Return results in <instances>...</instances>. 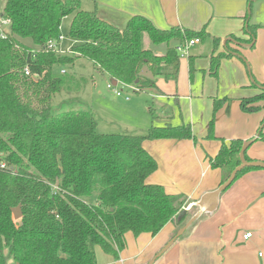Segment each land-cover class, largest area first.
<instances>
[{"label":"trees","instance_id":"16d2710c","mask_svg":"<svg viewBox=\"0 0 264 264\" xmlns=\"http://www.w3.org/2000/svg\"><path fill=\"white\" fill-rule=\"evenodd\" d=\"M0 4V20L10 22L0 25V264H97L95 249L117 258L127 233L155 236L169 223L176 231L181 228L190 219L185 210L188 201L146 182L157 163L143 143L193 140L190 127L152 124L141 135L103 134L91 110L57 113L53 98L78 92L88 82L77 73L66 78L67 73L60 72L74 68L81 59L111 84L132 85L135 93L156 88L157 78L176 82L177 47L192 39L203 41L205 33L159 30L141 16H133L120 29L100 19L95 10H81V0H0ZM70 15L68 38L75 54L44 51L49 41H58L61 22ZM256 28L247 26L249 43ZM143 36L153 48H143ZM230 41L241 43L233 37ZM228 42L220 52V40L213 39L212 76L222 59L238 55ZM159 46L165 47L162 55L154 51ZM144 67L153 79L140 75ZM260 103L264 86L259 95L241 101V110L258 112ZM221 104L215 103L213 112ZM159 112L152 105V123ZM209 126L208 139L213 138L212 122ZM242 146L240 140L222 142L210 159L211 167L221 172L220 185L241 164ZM243 157L251 162L246 153ZM253 169L258 168H244L235 180ZM18 206L22 216L14 221L12 209Z\"/></svg>","mask_w":264,"mask_h":264},{"label":"crops","instance_id":"0c3cea01","mask_svg":"<svg viewBox=\"0 0 264 264\" xmlns=\"http://www.w3.org/2000/svg\"><path fill=\"white\" fill-rule=\"evenodd\" d=\"M87 2L88 11L95 10L100 19L120 29L133 16H141L159 30L203 31L207 36L199 42H208L205 47L180 59L176 82L157 78L156 88L136 93H146L152 98L149 116L152 105L160 110L159 119L150 121L149 127L185 125L190 127L194 138L145 141L143 148L157 163L156 171L146 180L148 184L161 186L168 195L183 196L190 207H198L200 198L221 184V172L211 167L210 159L217 155L222 142L252 141L246 156L264 163V140L259 139L264 103L258 104L261 109L254 113H245L240 106L242 100L262 93L264 86V0ZM248 24L257 27L250 43ZM231 37L241 43L230 41ZM213 39L220 40V52L229 41V48L238 53L220 61L216 76L209 71ZM142 46L153 48L146 36ZM71 47L72 44L65 50ZM164 48L155 47L154 51L162 55ZM185 59L182 64L181 60ZM123 97L129 102L128 96ZM217 102L222 104L213 112ZM211 122L213 138L208 139ZM196 221L154 264H264V169L249 170L239 176L220 195L216 211L204 213ZM175 233L174 223L167 224L155 236L127 233L125 248L117 258L95 249L97 264H148ZM247 233L252 236L244 240Z\"/></svg>","mask_w":264,"mask_h":264},{"label":"rangeland","instance_id":"374dc122","mask_svg":"<svg viewBox=\"0 0 264 264\" xmlns=\"http://www.w3.org/2000/svg\"><path fill=\"white\" fill-rule=\"evenodd\" d=\"M88 0H81L80 9L88 11L90 5ZM86 4V5H85ZM2 5L0 4V11ZM73 15L64 18L60 25V36L63 38L61 49L65 50L70 46L68 38V28ZM208 42H201L194 48H190L188 54L194 55L193 50L205 47ZM72 50V47L69 48ZM189 58V57H188ZM186 62L187 59L181 60ZM77 67H82L78 69ZM66 69V68H65ZM59 72V68H56ZM80 72L83 78L88 82L81 87L80 91H70L66 94H57L53 98V106L57 113L73 110L84 111L91 110L97 122V130L103 134H131L141 135L150 129L151 119L149 116V108L152 98L146 93L136 94L122 84L117 86L118 90L123 91V96L130 98L129 102H125L124 97L115 98L111 90L107 89V79L98 74L93 66L86 60H77L74 68H67L65 77H71L74 73ZM92 77L95 79H92ZM81 101L82 103H79ZM64 102L63 105L59 103ZM185 210L191 219L199 210V207H190L187 203ZM189 219V220H190ZM188 220V221H189Z\"/></svg>","mask_w":264,"mask_h":264},{"label":"water","instance_id":"95a60500","mask_svg":"<svg viewBox=\"0 0 264 264\" xmlns=\"http://www.w3.org/2000/svg\"><path fill=\"white\" fill-rule=\"evenodd\" d=\"M140 75L148 78L153 79V75L148 71L146 67H144ZM112 85L116 86V81H112ZM252 143V141H248L247 143H244L242 146V149L239 154L240 162L241 164L235 168L229 178L224 182L222 185H220L216 190L204 194L200 200L198 201L197 205L199 207L198 212L189 220L187 221L181 228H179L175 235L168 241V243L153 257V259L148 264H154V262L159 259L177 240H179L185 232L191 227V225L204 213H213L216 211L219 203V197L220 195L226 191L231 184L234 182L236 175L242 171L244 168H260L264 169V163L262 162H256L251 161L247 162L244 160V153L247 149V147ZM22 213L20 210V207H16L12 209V218L14 221H17L21 218Z\"/></svg>","mask_w":264,"mask_h":264},{"label":"built area","instance_id":"2783aa9c","mask_svg":"<svg viewBox=\"0 0 264 264\" xmlns=\"http://www.w3.org/2000/svg\"><path fill=\"white\" fill-rule=\"evenodd\" d=\"M10 22L9 20L3 19L0 20V25L1 27H6L9 26ZM63 42V38L61 36H59L58 41H49L46 46L43 48L44 51L46 52H51L54 53L56 55H73L75 53L72 52L71 49H67V50H62L61 49V43ZM199 43L198 39H192L190 41L185 42L184 44L180 45L177 47V53L179 55V58H186L188 56V52L190 50L191 47H193L195 44ZM25 75L29 76V71L27 68H25L24 70ZM61 74H65V71L62 70ZM121 83L116 82V86H113L110 82L107 83V89L111 90V92L114 94L115 97H123V91L122 90H118L117 86L120 85ZM123 86H126L128 89L132 90V92L135 93L136 89L132 86V85H126V84H122ZM125 98V97H124ZM126 100H128V98H125ZM251 233H247L243 236L244 240H248L251 237Z\"/></svg>","mask_w":264,"mask_h":264}]
</instances>
